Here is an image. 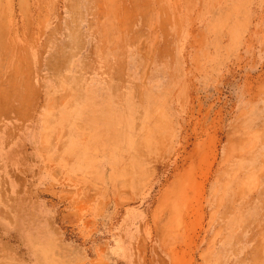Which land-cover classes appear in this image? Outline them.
Instances as JSON below:
<instances>
[{"label":"rangeland","instance_id":"rangeland-1","mask_svg":"<svg viewBox=\"0 0 264 264\" xmlns=\"http://www.w3.org/2000/svg\"><path fill=\"white\" fill-rule=\"evenodd\" d=\"M0 264H264V0H0Z\"/></svg>","mask_w":264,"mask_h":264}]
</instances>
